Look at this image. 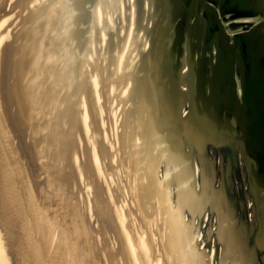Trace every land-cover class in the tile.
<instances>
[{"label":"water","instance_id":"water-1","mask_svg":"<svg viewBox=\"0 0 264 264\" xmlns=\"http://www.w3.org/2000/svg\"><path fill=\"white\" fill-rule=\"evenodd\" d=\"M58 3L62 7L56 22L64 33L48 37L47 15ZM97 4L102 12L117 11L114 28L104 20L97 27ZM134 7L133 33L117 75L129 30L128 8L121 26L118 0H48L30 26L22 77L27 78L39 53L56 57L48 75L53 91L64 90L58 102L67 128L81 94L92 125L99 127L89 75L96 73L104 103L110 84L125 87L130 80L121 113L123 164L141 214L155 224L170 263L251 264L227 189L218 126L223 112L235 116L234 107L237 120L242 107L254 115L257 83L264 72V24L248 29L240 21L264 16V7L249 0H134ZM91 29L93 65L86 61ZM100 31L107 37L103 49ZM140 31L145 41L137 45ZM235 74H242L243 106Z\"/></svg>","mask_w":264,"mask_h":264},{"label":"bare ground","instance_id":"bare-ground-1","mask_svg":"<svg viewBox=\"0 0 264 264\" xmlns=\"http://www.w3.org/2000/svg\"><path fill=\"white\" fill-rule=\"evenodd\" d=\"M14 1L15 5H6L8 0H0V264H171L155 224L141 214L123 164L121 113L130 80L125 87L110 84L104 103L96 73L89 75L99 127L92 125L81 94L67 128L58 102L64 90L53 91L48 75L56 57L39 53L27 78L22 77L26 38L42 6L37 3L48 0L10 3ZM27 2L34 8L29 9ZM118 4L121 26L125 8L130 23L117 75L135 18L134 0ZM61 7L58 3L48 12V37L64 33L56 22ZM116 15L108 9L102 12L99 4L95 7L98 28L103 20L114 28ZM93 33L91 29L86 57L91 65ZM100 38L103 49L107 37L102 31ZM147 47L148 42L141 47L142 54Z\"/></svg>","mask_w":264,"mask_h":264},{"label":"flooded vegetation","instance_id":"flooded-vegetation-1","mask_svg":"<svg viewBox=\"0 0 264 264\" xmlns=\"http://www.w3.org/2000/svg\"><path fill=\"white\" fill-rule=\"evenodd\" d=\"M250 4L263 5L264 0H249ZM248 29L264 24V16L242 19ZM202 47V46H201ZM197 55L199 46L194 44ZM196 57V56H195ZM209 57V56H208ZM235 74L239 105H242L239 92L242 74ZM257 83L256 106L254 115L242 107L240 119L222 114L219 133L223 138L222 156L227 170V189L237 210L235 214L239 223L242 245L249 249L247 254L251 264H264V72ZM183 109V107H182ZM181 111V109H180ZM181 115L182 111L180 112ZM241 248V247H240ZM240 254V253H239ZM237 254V255H239Z\"/></svg>","mask_w":264,"mask_h":264},{"label":"rangeland","instance_id":"rangeland-1","mask_svg":"<svg viewBox=\"0 0 264 264\" xmlns=\"http://www.w3.org/2000/svg\"><path fill=\"white\" fill-rule=\"evenodd\" d=\"M12 0H8V2L6 3V5H15L16 3H15V1L13 2V3H10ZM38 1V0H37ZM119 1H121V3H122V5H124V0H119ZM123 1V2H122ZM133 1V0H132ZM30 4H32V3H29V2H27L25 5H28L27 7L29 8V9H33L34 7H32L31 8V6L32 5H30ZM44 4V2H39V3H37V5H43ZM124 9V8H123ZM119 10H120V8H119ZM26 16V12H23L22 13V17H25ZM133 19V18H132ZM133 28H134V26H133ZM132 28V29H133ZM140 39H142V32H140L139 34H138V41H137V44L138 45H140V43H141V40ZM183 112H184V109H183ZM110 123V122H109ZM113 123V122H112ZM79 125V124H78ZM103 141V140H102ZM104 143L103 144H105V145H107V143H105V141H103ZM137 142L140 144V141L138 140V138H137ZM107 146H109V145H107ZM108 149H110L109 147H108ZM87 197V196H86ZM87 203V202H86ZM88 204V203H87ZM87 208H88V205H87ZM137 214V213H136ZM110 248H112V246L110 245Z\"/></svg>","mask_w":264,"mask_h":264}]
</instances>
